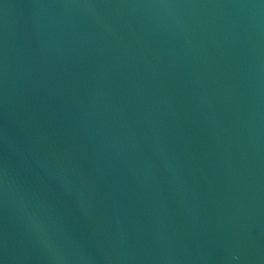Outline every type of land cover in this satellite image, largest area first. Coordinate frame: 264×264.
<instances>
[{
  "label": "water",
  "instance_id": "obj_1",
  "mask_svg": "<svg viewBox=\"0 0 264 264\" xmlns=\"http://www.w3.org/2000/svg\"><path fill=\"white\" fill-rule=\"evenodd\" d=\"M0 264H264V0H0Z\"/></svg>",
  "mask_w": 264,
  "mask_h": 264
}]
</instances>
